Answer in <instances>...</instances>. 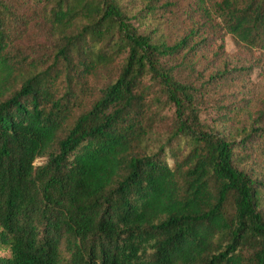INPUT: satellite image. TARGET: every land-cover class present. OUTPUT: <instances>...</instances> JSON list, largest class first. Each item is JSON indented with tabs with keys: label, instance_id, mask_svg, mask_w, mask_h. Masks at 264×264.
<instances>
[{
	"label": "trees",
	"instance_id": "trees-1",
	"mask_svg": "<svg viewBox=\"0 0 264 264\" xmlns=\"http://www.w3.org/2000/svg\"><path fill=\"white\" fill-rule=\"evenodd\" d=\"M138 1L0 0V264H264V182L244 165L264 125L238 138L201 121L167 63L198 49L196 31L169 44L143 28L157 0ZM22 5L53 30L42 57L18 45ZM215 5L264 50V0Z\"/></svg>",
	"mask_w": 264,
	"mask_h": 264
},
{
	"label": "rangeland",
	"instance_id": "rangeland-1",
	"mask_svg": "<svg viewBox=\"0 0 264 264\" xmlns=\"http://www.w3.org/2000/svg\"><path fill=\"white\" fill-rule=\"evenodd\" d=\"M216 1L220 0H157V11L152 14L155 18L146 17L143 28L157 27L156 36L169 44L196 31L193 42L200 41L198 49L184 59L179 55L167 63H179L176 76L194 87L201 121L228 137L239 138L241 130L255 121L260 120L264 125V50L245 45L227 31L216 10ZM145 2L138 1L136 11L142 9ZM22 7L33 21L28 34L18 45L24 55L42 57L47 50L50 51L53 30L40 14L35 13L38 9L30 5ZM115 71L103 69L90 79L95 90L86 97L84 105L75 110L77 114L96 99L107 76ZM215 75L221 76L211 80ZM173 111V108L163 110L165 119L157 128L160 133L169 129L168 125L174 119ZM247 146L253 150L244 165L264 182V139L256 138ZM42 160L38 159L37 164ZM5 253L0 250V255Z\"/></svg>",
	"mask_w": 264,
	"mask_h": 264
}]
</instances>
